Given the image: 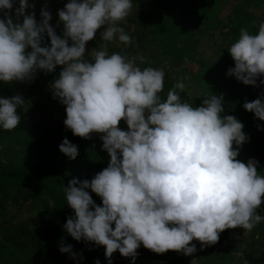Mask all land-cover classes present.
Segmentation results:
<instances>
[{
	"label": "clouds",
	"instance_id": "1",
	"mask_svg": "<svg viewBox=\"0 0 264 264\" xmlns=\"http://www.w3.org/2000/svg\"><path fill=\"white\" fill-rule=\"evenodd\" d=\"M16 2L0 0V82H32L38 71L48 74L59 66L51 93L65 106V128L83 139L100 134L109 157L90 180L73 178L63 186L74 213L62 226L68 236L103 246L107 264L117 251L134 264L141 245L156 254L171 250L187 256L197 251L193 240L204 248L226 229L251 232L264 221L258 214L264 175L254 158L237 159L249 137L234 115L225 114L223 96H204L195 107L182 102L181 77L162 99V68L141 69L136 61L143 62L142 56L109 54V42H133L120 26L133 0H68L57 12L61 35L49 23V10L42 8L37 21L34 5ZM100 29L104 43L86 58V44ZM228 52L234 67L227 76L247 86L264 85V79L257 84L264 77V22L255 34L241 28ZM23 103L20 95L0 98V128L21 125ZM242 106L264 121V91ZM121 120L127 130L118 127ZM58 148L69 159L78 155L67 138ZM59 252L83 259L63 238Z\"/></svg>",
	"mask_w": 264,
	"mask_h": 264
},
{
	"label": "trees",
	"instance_id": "2",
	"mask_svg": "<svg viewBox=\"0 0 264 264\" xmlns=\"http://www.w3.org/2000/svg\"><path fill=\"white\" fill-rule=\"evenodd\" d=\"M149 2L152 14L146 30L140 32L141 23L136 25L135 34L141 33L142 38L132 37L133 42L124 47L127 56L139 57L142 51L149 49L151 55L143 56V62L137 59V66L159 68L156 60L163 62L162 99H166L167 92L181 82V77L185 84L182 102L195 107L204 96L222 95L225 114L234 115L249 137L240 147L237 159L254 158L258 161L257 171L264 175V121L242 106L245 100L251 102L258 95L252 86L242 85L226 75L227 70L234 67L228 52L230 45L226 47L225 59L219 57L213 46V40L221 32L228 35L231 44L239 38L241 28L255 34L260 23L258 9H262L264 16V0ZM62 31L56 27L58 35ZM59 70L58 66L52 73L38 71L32 82L11 85L0 82V98L15 95L24 98L18 109L21 125L13 131L0 128V264H94L97 259L100 264H107L103 246L83 240L77 242L62 227L66 218L74 215L66 204L63 186L66 187L73 178L90 180L107 167L109 157L102 150L100 134L93 133L91 139H83L65 128V106L53 99L51 93V82L58 78ZM120 123L123 124L118 127L127 130L126 123L123 120ZM64 138L77 146L78 155L74 160L59 151L58 146ZM89 194L97 205L101 204L95 193L89 190ZM21 203L32 219H16ZM233 230L226 229L219 236L229 254L239 250L233 242ZM61 238L65 245H73V251L82 254L83 259H72L67 253H60ZM192 243L197 248L193 254L205 250L198 241ZM137 252L134 264H189L191 257L171 250L156 254L143 245ZM242 253L247 264H264V249L258 254L247 250ZM111 259L112 264H133L131 258L122 257L118 251Z\"/></svg>",
	"mask_w": 264,
	"mask_h": 264
},
{
	"label": "rangeland",
	"instance_id": "3",
	"mask_svg": "<svg viewBox=\"0 0 264 264\" xmlns=\"http://www.w3.org/2000/svg\"><path fill=\"white\" fill-rule=\"evenodd\" d=\"M261 13L262 9H258L257 14L260 17V22L262 19L264 20V16L261 15ZM229 45L231 46V42L229 41L228 35L223 32L217 34V38L213 40V46L215 47V49L217 48L216 51L219 57H221L222 59H225L226 47H228ZM145 55H151L149 49H145L141 52L142 57ZM156 64H159V68H162L163 62H161V60H156ZM257 84L259 85V79L257 80ZM253 88H255L254 91L258 96L262 91H264V85H259V87ZM120 124L123 123H119V125ZM248 159V156L239 158V160L244 163H246ZM25 208V205L21 203L18 207V213L16 212L15 214L17 215V220L27 217L32 219L31 213H28ZM258 214L264 216V204H262L258 209ZM231 233L234 234L233 242L239 248V250H237L233 254H229L224 248V245H221L220 240H218L216 244L204 247L205 250L201 254H192L189 264H204L206 261V264H247L245 259L243 258L242 250H247L251 253L258 254L261 250L264 249V221H261L255 228H253L251 232H248L242 228H237L234 229ZM198 245L200 246V243Z\"/></svg>",
	"mask_w": 264,
	"mask_h": 264
},
{
	"label": "crops",
	"instance_id": "4",
	"mask_svg": "<svg viewBox=\"0 0 264 264\" xmlns=\"http://www.w3.org/2000/svg\"><path fill=\"white\" fill-rule=\"evenodd\" d=\"M28 2L29 4L34 5L32 11H34L35 13L36 20L39 21L41 19L40 11L42 8H45L46 10L50 11L52 16V19L50 20L49 23L55 28L58 27L61 30L63 29V25L58 24L57 12L58 10L64 8V5L68 3V0H28ZM16 6L18 7V0L16 2ZM151 14H152V8L149 0H133V8L131 12L126 17L125 21H122L120 23V26L123 27L124 31L131 37H134L135 39L137 38L141 39L142 38V36H140L141 33L135 34L136 25L141 23L138 28V31L143 32L144 30H146V26L148 25V20H150ZM100 31H102V29L98 30L95 38L86 44V52H90L93 48L96 47L98 49L99 46L104 43V41L100 39ZM124 47H127V45L119 42L118 39L109 42L108 44L109 54H112L113 52H120L122 54L127 55Z\"/></svg>",
	"mask_w": 264,
	"mask_h": 264
}]
</instances>
